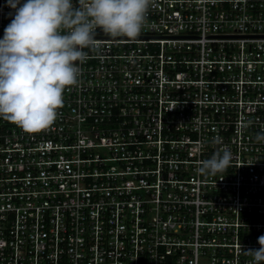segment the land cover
I'll return each mask as SVG.
<instances>
[{"label":"built area","instance_id":"built-area-1","mask_svg":"<svg viewBox=\"0 0 264 264\" xmlns=\"http://www.w3.org/2000/svg\"><path fill=\"white\" fill-rule=\"evenodd\" d=\"M96 41L51 125L0 118V264H250L264 0H155L136 38ZM224 145L232 166L197 174Z\"/></svg>","mask_w":264,"mask_h":264},{"label":"clouds","instance_id":"clouds-1","mask_svg":"<svg viewBox=\"0 0 264 264\" xmlns=\"http://www.w3.org/2000/svg\"><path fill=\"white\" fill-rule=\"evenodd\" d=\"M155 0H7L11 22L0 39V118L26 132L53 123L63 105V93L77 84L87 53L97 48V30L112 38H136ZM256 140L264 141V132ZM214 143L220 145L216 139ZM233 154L218 147L196 172L216 176L232 166ZM261 247L247 249L250 264L264 262Z\"/></svg>","mask_w":264,"mask_h":264}]
</instances>
